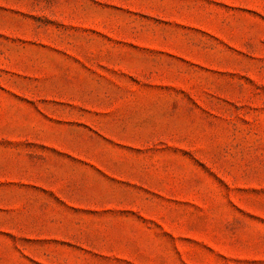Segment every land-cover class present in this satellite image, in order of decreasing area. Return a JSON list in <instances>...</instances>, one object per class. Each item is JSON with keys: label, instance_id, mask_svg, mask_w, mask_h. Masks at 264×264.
<instances>
[{"label": "rangeland", "instance_id": "obj_1", "mask_svg": "<svg viewBox=\"0 0 264 264\" xmlns=\"http://www.w3.org/2000/svg\"><path fill=\"white\" fill-rule=\"evenodd\" d=\"M0 264H264V0H0Z\"/></svg>", "mask_w": 264, "mask_h": 264}]
</instances>
